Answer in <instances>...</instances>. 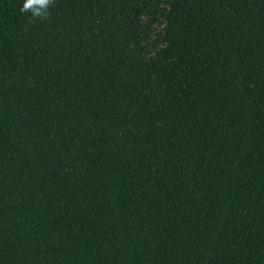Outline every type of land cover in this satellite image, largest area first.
I'll return each mask as SVG.
<instances>
[{
	"label": "trees",
	"instance_id": "trees-1",
	"mask_svg": "<svg viewBox=\"0 0 264 264\" xmlns=\"http://www.w3.org/2000/svg\"><path fill=\"white\" fill-rule=\"evenodd\" d=\"M0 0V264H264V0Z\"/></svg>",
	"mask_w": 264,
	"mask_h": 264
},
{
	"label": "clouds",
	"instance_id": "clouds-1",
	"mask_svg": "<svg viewBox=\"0 0 264 264\" xmlns=\"http://www.w3.org/2000/svg\"><path fill=\"white\" fill-rule=\"evenodd\" d=\"M55 2L56 0H23L19 11L33 22H43L49 18Z\"/></svg>",
	"mask_w": 264,
	"mask_h": 264
}]
</instances>
